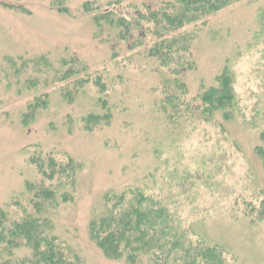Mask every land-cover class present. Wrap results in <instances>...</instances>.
<instances>
[{"label": "rangeland", "instance_id": "374dc122", "mask_svg": "<svg viewBox=\"0 0 264 264\" xmlns=\"http://www.w3.org/2000/svg\"><path fill=\"white\" fill-rule=\"evenodd\" d=\"M161 2L0 0V208L14 214L34 197L35 160L71 159L74 180L59 188L71 198L41 214L79 264H120L90 238L89 222L135 187L230 264H264L255 151L264 144V0L231 3L198 24L176 75L151 56L158 38L141 16ZM108 12L131 24L128 39L100 29L95 16ZM225 68L237 95L227 119L203 99Z\"/></svg>", "mask_w": 264, "mask_h": 264}, {"label": "trees", "instance_id": "16d2710c", "mask_svg": "<svg viewBox=\"0 0 264 264\" xmlns=\"http://www.w3.org/2000/svg\"><path fill=\"white\" fill-rule=\"evenodd\" d=\"M239 1L242 0H162L160 9L141 15L147 24H153L154 36L158 38L151 47V56L157 57L174 75L179 74L178 66L186 63L181 54L189 52L196 39L197 25L206 23L208 16ZM95 19L105 23L99 27L109 37L116 28H122L117 37L128 39L131 26L128 21L116 20L110 12L97 15ZM231 77L225 68L217 85L210 87L203 96L212 107L210 111H222L225 119L233 118L237 104ZM169 82L180 86L178 79H168ZM261 138L264 143V130ZM255 151L264 165V144L257 146ZM34 162L39 183L28 184L36 191L34 197L29 198L25 206L20 204L14 214L0 208V264H79L78 256L69 255L57 239L52 238L50 219L42 218L44 209L58 197L71 198L68 191L59 195V188L74 180L72 161L49 156ZM40 176L42 180H56L57 185L45 186L40 183ZM111 200H114L112 205L107 204L106 210L94 215L89 222L90 238L107 258L120 264H230L222 247L208 244L197 235L194 242L189 236L190 229L175 230L168 213L156 206L152 196L140 188L135 187L128 194H116ZM261 207L264 214V202ZM22 246H27L31 253L15 258L13 250Z\"/></svg>", "mask_w": 264, "mask_h": 264}]
</instances>
